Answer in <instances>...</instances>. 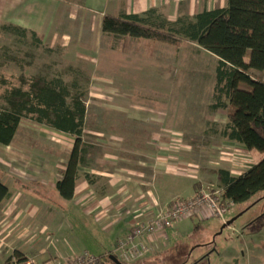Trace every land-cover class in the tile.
Wrapping results in <instances>:
<instances>
[{"label":"rangeland","instance_id":"obj_1","mask_svg":"<svg viewBox=\"0 0 264 264\" xmlns=\"http://www.w3.org/2000/svg\"><path fill=\"white\" fill-rule=\"evenodd\" d=\"M222 3L224 4L219 2ZM62 15L63 18L66 15L65 8ZM59 22L56 24L59 31L69 30V25L64 26ZM4 24L10 27L3 29ZM15 26L20 25H0V71L4 70L10 76L13 71L30 68L29 72L32 70L36 75L48 78L62 76L69 84L75 83L72 91L84 92L82 99L88 107L89 124L97 128L94 133L88 134L87 141L94 147V157L99 159L97 164L104 165V170L108 171L109 168L114 171L117 167L141 169L139 173L150 179V157L155 154L153 145L152 148L148 145L147 150L131 151L130 153L135 154L131 161L114 160L117 163L104 164L108 162L106 157L120 156L121 153L120 148H117L119 146L110 142L117 138L112 139L105 131L110 123L105 122L103 116L110 109L116 111L114 122L119 123V133L125 130L121 121H135L144 132V142L146 137L147 140L150 139L151 132L147 127H150L149 121L154 120L164 122L165 126L172 128L175 140L191 144L189 154L183 150L180 151L181 155L174 156L178 161L186 160L190 164L177 162L184 165L180 173L190 177L185 178L189 185L192 186L196 181L200 183L197 193L202 189L222 186L221 168L233 167L234 171L242 172L244 168L263 158L264 152L257 149H250L253 151L250 152L246 147L220 135L219 131L228 117L227 110L211 108L217 60L208 52L199 50L196 43L183 42L179 48H175L169 44L150 42L147 38H112L105 35L102 46L100 44L98 49L90 54L85 53L87 57H83V51L71 44L62 46L59 39L57 42L52 39L51 33L39 34L43 40L39 46L30 35L29 38H20L13 28ZM253 74L264 80L263 73ZM131 105L139 107L140 114L134 116L137 118H131L128 113ZM153 110V114L149 112ZM34 123L33 120L23 119L15 142L8 148L0 144V155H8L9 163L13 166H25L28 161L26 157L32 159V165L35 166L34 164L39 163L38 152L44 148L46 152L51 151L46 154L49 160L46 161L45 169H52L49 170L51 176L58 175V166L62 168L61 165H66L74 138ZM33 127L35 131L26 135L28 128ZM100 128L102 132L98 130ZM38 133L41 136L43 133L39 139L36 135ZM257 153L262 157L259 158ZM97 167L95 170H99ZM190 169L198 171V175L194 174L195 180ZM30 170L29 168L26 172L30 173ZM83 176L81 174L79 180H83ZM97 177L99 178L98 175ZM98 181L101 184L103 180ZM161 181L158 180V186ZM224 206L225 220L229 224L218 216L197 218V226L191 222L185 231H181L177 237H171L172 247L167 255L159 256L155 264H264V189L245 201L225 202ZM85 229L86 226L81 222L74 225L77 248H86L92 254L102 257L104 264H116L105 256L110 250H114L116 235L107 241L105 237L101 240L97 236L96 240H92L83 234ZM168 231L172 234V230ZM90 236L92 237L91 234ZM65 251L63 249L62 253ZM83 252L85 251L80 253ZM116 254L121 258L118 252ZM138 261L127 264H143Z\"/></svg>","mask_w":264,"mask_h":264},{"label":"crops","instance_id":"obj_2","mask_svg":"<svg viewBox=\"0 0 264 264\" xmlns=\"http://www.w3.org/2000/svg\"><path fill=\"white\" fill-rule=\"evenodd\" d=\"M228 3L229 0H76L75 2L73 0H0V25L13 23L35 30L39 34L51 33L55 42L59 39L62 46L74 45L75 48L83 51V57H87L85 53L90 54L103 44L106 34L103 32L102 24L106 14L122 16L159 8L169 19L174 20L180 14L194 15L203 9L226 7ZM63 8L66 10L64 18ZM58 22L64 26L69 25V30L59 31V27H56ZM138 108L135 105L130 106L128 113L131 118H137L134 117L135 114H140ZM149 112L153 114L154 110ZM34 124L42 126L39 123ZM148 125L150 127L147 128L151 132L150 139L144 146L147 150L148 145L151 148L153 145V151L155 150L154 156L150 157L152 160L150 179L139 173L141 169L117 167L114 171L109 168L107 171L103 168L90 170L83 167L82 169L86 171L96 173L99 178L94 183L85 179L79 180L71 200H63L55 189L56 181L62 177L65 165H61L62 168L58 166L59 172L55 176L49 175L51 173L49 170L52 169H45L46 161L49 160L46 154L51 151L46 152L44 148L39 150L40 155L37 156L39 163L34 164L35 166L32 165L33 160L28 157L26 162L32 166L18 160L25 165L23 167L17 164L10 165L8 155H0V180L11 191V196L0 204V264H9L13 257L31 258L38 262L55 264L60 255L89 251L76 246L78 239L74 225L79 222L86 226V232L83 234L92 240H96L97 236L101 237V240L105 237L107 241L116 235L114 251L117 252L118 239L139 221L155 215L160 209L172 205L175 200H184L196 195L200 183L196 181L193 187L188 184V179H185L188 175L180 173L184 165L178 164L181 160L178 161L174 156V154L181 155L180 151L183 150L189 154L192 145L181 143L180 139L175 140L173 129L165 126L164 122L150 120ZM21 126L22 122L17 134ZM34 128H28L26 135L29 136L35 131ZM36 135L39 139L43 133L42 136L40 133ZM73 142L72 139L71 146ZM2 146L8 148L10 145ZM61 149L64 150L63 147ZM159 155L164 156L161 158ZM257 155L260 158L261 155L259 153ZM106 158L111 163H117L118 160L131 161L132 157ZM181 163L190 165L186 160H182ZM251 165L242 172L248 170ZM29 168L30 173L26 172ZM228 170L234 176L242 174L234 171L233 167ZM190 171L193 172L192 178L195 180L198 171L196 169ZM99 179L103 180L101 184ZM158 180H162L159 186ZM197 218L194 215L181 219L173 227L150 239L151 251L140 261L143 264H155L159 256L167 255L173 245L171 237H177L181 231H185L190 226L191 222L197 226L199 224ZM168 230H172V234ZM63 249L66 250L65 253H62Z\"/></svg>","mask_w":264,"mask_h":264},{"label":"trees","instance_id":"obj_3","mask_svg":"<svg viewBox=\"0 0 264 264\" xmlns=\"http://www.w3.org/2000/svg\"><path fill=\"white\" fill-rule=\"evenodd\" d=\"M13 28L20 38L30 35L38 46L42 44L37 31L21 26ZM102 29L112 38H147L175 48L183 42L196 43L199 50L213 55L217 67L211 108L227 110L228 117L220 135L249 150L264 152V80L253 74H264V0H229L226 7L203 9L194 15L180 14L174 20L159 8L122 16L106 14ZM29 69L13 71L10 76L0 71V144L13 142L25 118L72 136L73 146L55 187L63 200H71L81 174L82 179L90 183L98 179L93 171L83 172V167L104 168L97 164L95 149L87 141L88 134L97 128L89 124L88 107L82 99L84 92L72 91L75 83L69 84L62 76H39ZM115 113L110 109L103 118L110 123L106 133L112 139L117 138L110 142L119 146V155L128 158L135 155L131 151L146 149L147 137L143 142L144 132L139 124L132 120L121 121L125 130L119 133ZM219 171L223 205L245 201L264 189V157L239 176L232 175L228 169ZM10 196V188L0 180V204ZM111 255H117L116 251L105 255L113 262ZM100 259L102 261V257Z\"/></svg>","mask_w":264,"mask_h":264},{"label":"built area","instance_id":"obj_4","mask_svg":"<svg viewBox=\"0 0 264 264\" xmlns=\"http://www.w3.org/2000/svg\"><path fill=\"white\" fill-rule=\"evenodd\" d=\"M210 190V191H209ZM222 188L202 189L193 197L175 200L172 205L160 209L155 215L139 221L117 241V252L125 263H133L145 257L150 251V239L177 221L190 216L208 218L222 217L225 220V208L220 202ZM9 264H50L31 258L13 257ZM55 264H103L100 257L85 251L72 256L59 257Z\"/></svg>","mask_w":264,"mask_h":264},{"label":"water","instance_id":"obj_5","mask_svg":"<svg viewBox=\"0 0 264 264\" xmlns=\"http://www.w3.org/2000/svg\"><path fill=\"white\" fill-rule=\"evenodd\" d=\"M111 258L113 259L114 263H116V264H125L120 258H118L115 255H111Z\"/></svg>","mask_w":264,"mask_h":264},{"label":"bare ground","instance_id":"obj_6","mask_svg":"<svg viewBox=\"0 0 264 264\" xmlns=\"http://www.w3.org/2000/svg\"><path fill=\"white\" fill-rule=\"evenodd\" d=\"M211 217V216H210ZM116 256V255H115ZM118 257V256H117ZM119 258V257H118ZM114 262V261H113ZM104 264V263H103Z\"/></svg>","mask_w":264,"mask_h":264}]
</instances>
